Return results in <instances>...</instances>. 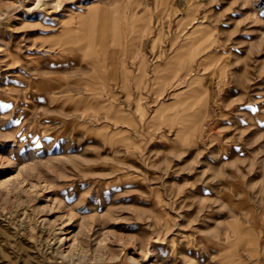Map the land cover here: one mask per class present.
I'll return each mask as SVG.
<instances>
[{"label": "rangeland", "instance_id": "obj_1", "mask_svg": "<svg viewBox=\"0 0 264 264\" xmlns=\"http://www.w3.org/2000/svg\"><path fill=\"white\" fill-rule=\"evenodd\" d=\"M264 264V0H0V264Z\"/></svg>", "mask_w": 264, "mask_h": 264}, {"label": "built area", "instance_id": "obj_2", "mask_svg": "<svg viewBox=\"0 0 264 264\" xmlns=\"http://www.w3.org/2000/svg\"><path fill=\"white\" fill-rule=\"evenodd\" d=\"M117 264H132V263H130V262H126V261H123V262H119V263H117Z\"/></svg>", "mask_w": 264, "mask_h": 264}]
</instances>
